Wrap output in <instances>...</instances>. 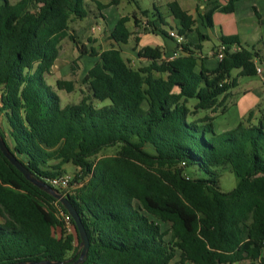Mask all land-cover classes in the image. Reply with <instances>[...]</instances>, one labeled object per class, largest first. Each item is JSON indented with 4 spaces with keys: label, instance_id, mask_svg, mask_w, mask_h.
<instances>
[{
    "label": "trees",
    "instance_id": "trees-1",
    "mask_svg": "<svg viewBox=\"0 0 264 264\" xmlns=\"http://www.w3.org/2000/svg\"><path fill=\"white\" fill-rule=\"evenodd\" d=\"M235 1L206 0L203 9L197 2L201 24L211 27L213 12H230ZM116 2L95 5L101 10ZM167 5L183 38L177 54L165 57L146 45L137 51L145 62L132 66L120 44L131 35V18L140 25L135 13L118 18L108 34L111 44L99 51L70 32L90 13L85 0H0V135L47 184L64 173V164L78 168L71 183L82 184L72 193L53 187L70 200L89 239L78 264H170L176 255L178 264H264V127L260 120L250 124L249 113L217 132L214 115L206 113L224 110V95L237 85L233 69L256 73L258 52L237 35H223L222 59L204 67L201 46L187 39L197 32L196 18L177 0ZM155 21L165 23L158 11L147 18L151 31ZM64 38L79 56L97 61L81 78L80 99L62 104L56 89L72 91L73 80L58 78L54 87L47 76ZM109 147H116L114 154L98 156ZM192 166L193 174L200 169L207 176L191 175L186 168ZM223 168L236 177L227 191L219 186ZM61 212V203L0 151V264L75 261L79 235L73 219L72 232L65 230Z\"/></svg>",
    "mask_w": 264,
    "mask_h": 264
},
{
    "label": "crops",
    "instance_id": "crops-1",
    "mask_svg": "<svg viewBox=\"0 0 264 264\" xmlns=\"http://www.w3.org/2000/svg\"><path fill=\"white\" fill-rule=\"evenodd\" d=\"M109 1L110 0L99 2L107 3ZM218 1L220 2V4H225L227 2V0ZM179 4L182 7L180 1ZM203 7V5H199L200 9H203ZM102 11L103 10L96 9L95 13H89L87 16L88 24L85 26H82L83 21H85V19L76 20L72 23L73 27L70 28V32L73 35L75 33L78 36L77 40H79L80 43H82L86 49H89L90 47L98 49L97 46H99L101 44L100 41H102V38L99 34V27L90 25L92 22L100 20L99 24L102 29L106 30L107 36L110 30L112 29V27L110 28L109 25H107L106 16L103 15ZM188 12L192 14V12H190L189 10ZM252 17H256L258 20L256 21L255 19V21H252ZM131 21L134 22L133 18H131V20L126 23L127 28L131 31V35L128 39V42L120 44L122 55L124 53L127 54V57L123 55L124 58L128 59L129 57H132L131 62L133 63L135 61L140 63L145 62L143 58L137 56V51L141 47L146 45L157 46L163 51L165 57L171 56V54L176 49L175 40L173 38H170L168 35L158 31V28L163 29V27L159 26V21H155L156 29L154 31H151L149 28L143 29V25L141 28H137L134 26V24L132 25L130 23ZM196 27L197 32H200L202 35L207 36L206 39H208L209 36L207 28L211 29L213 31V35L217 39V42L210 47L207 53H202L201 50L197 52V55L200 56L202 59V65L206 68L211 69L215 67L217 59L215 57L214 49L217 47V45L220 44L219 37L223 35H237L239 37L240 43L243 46H246L247 48H253L258 52V56L255 59L256 63L259 64L262 68V74L260 75L255 73L253 74V77L255 79V82H257L259 85V91L263 89V94H260L258 97H255L253 103L248 105V102L246 100L243 101L239 97L241 93H245L250 90L248 84L250 80H245L243 83L237 81V85L229 89L224 95V103L226 104L224 110L219 112L218 109L216 113H212V115H214L212 122L214 125V129L217 132L231 129L236 126L239 122L245 121L249 113V123L256 124L255 118L257 117V114H259L262 118L264 117V99H260L262 98V95L264 97V86L262 82L264 78V0H236L234 2V8L230 12L215 10L212 14L211 27L203 26L197 14ZM166 32L168 33L169 31ZM197 32L196 30L190 32L188 34L187 39H189L193 44L198 43L202 48V43L201 40H199ZM104 48L105 47H102L98 50L100 51ZM69 56L71 57V59H76V62L78 60L86 61V64L88 65L84 69L85 72L94 64L95 61H97V56H90L87 53L79 56V51L77 47L74 44L73 46H71L70 44H67V42L65 44L64 38L63 41H61L60 43L59 54L51 68V73L54 71V69L57 68H68ZM236 70L237 73H239V69ZM244 76L252 78L250 77L251 75ZM237 94H239V97L236 101L235 96ZM221 97L222 96H220V98ZM243 103L246 105L247 110L241 108V105H243ZM235 105H240V107L236 108ZM261 124L264 127V122L261 121ZM66 165L67 164H64V166ZM1 221L2 219L0 218V222ZM232 264H248V260L243 259Z\"/></svg>",
    "mask_w": 264,
    "mask_h": 264
},
{
    "label": "rangeland",
    "instance_id": "rangeland-1",
    "mask_svg": "<svg viewBox=\"0 0 264 264\" xmlns=\"http://www.w3.org/2000/svg\"><path fill=\"white\" fill-rule=\"evenodd\" d=\"M11 2H15L17 0H10ZM97 1H105V0H97ZM178 2L180 1L182 8L186 9L187 11L189 10L190 12H192V15L197 18V14H198V10L199 8L195 6V4H197V2H200V5L205 4L206 0H177ZM137 3L134 2H128L127 0H117V2L115 4H111L108 5L105 8H102L101 10L103 15L106 16V21H107V25H109V27H113L115 25V23L118 20V17L123 16V15H127L130 16L132 13H135V15L139 18V20L141 21L139 27L141 28L142 25L143 27L146 26L147 28H150L149 26H147V18L151 19L152 17L154 18V15L157 13V11L161 14V16L163 17L164 20V24L158 22L160 27H163V29L165 31H169V29L171 28V30L175 29V25L177 24V22L174 20V18L171 16L167 2L168 0H136ZM86 6L89 9L90 14H93L96 12V5H95V0H86ZM147 9L148 10V14L147 16L143 15L141 13V10ZM85 21H83V25L85 26L88 24V19L87 17L84 18ZM252 21H256L258 20L256 17H252L251 18ZM100 20H96L94 22H92L90 25H94V26H98L99 28V34L102 38L101 44L98 47L102 48V47H108L111 44V41L108 39L106 30L102 29L100 24H99ZM145 21V22H144ZM133 25V22H130ZM130 26V24H129ZM158 26V27H159ZM73 27V24L70 25V28ZM90 27V26H89ZM136 27V26H135ZM138 28V27H137ZM209 36L208 39L206 40H201L202 43V48L201 51L202 53H207L210 49V47L215 44L217 42L216 37L213 35V31L209 28H207ZM106 33V34H105ZM74 36L77 38L78 36L74 33ZM96 38V37H95ZM63 41V40H62ZM70 44L71 46H73V42H71L68 38H65V44ZM96 49V50H98ZM125 57H127V54L124 53L123 54ZM131 58L129 57L128 60L130 62V64L132 66L138 65L140 62L135 61L134 63L131 62ZM88 64H86V61H80L78 60L76 62V59H71V57L69 56V61H68V68H57L54 69V71L52 73H50L47 76V82L49 84H51L52 86L55 87V80L58 78H62V79H71L74 82V89L70 92H67L65 90H60V89H56L57 93L59 94L60 98H61V103L65 104V103H72V102H77L80 97L82 96V92L81 89H85V85H83L81 83V78L83 76V74L85 73L84 69L86 68ZM231 75L233 77L236 78V80L241 83H243L245 80H250L249 81V87L250 90H248V92L245 93H239L235 96V100L237 101L238 97L241 98L243 101L246 100L248 102V105L253 103L254 98L258 97L260 94H263V89L261 91H259V85L257 82H255V79L253 77V75H251L250 77L252 78H248L247 76L244 75H240L237 73L236 69H233L231 71ZM235 87V86H234ZM233 88V87H232ZM238 89V88H236ZM235 89V90H236ZM261 100L264 99L263 95L262 98H260ZM235 101V102H236ZM193 103V102H190ZM235 107H240V105H235ZM241 108L246 109V105L243 103V105H241ZM206 113L212 115V111L208 110L206 111ZM256 123L260 120L262 122H264V117L262 118L259 114H257V117L255 118ZM116 151V147H109L105 150H103L102 152H100L98 154V156H105V155H112L114 154ZM66 166H62L63 168V172L64 173H68L71 175H74V173L78 170L77 167H75L73 164L71 163H66ZM194 166L192 167H188L186 168V171L189 172L191 175L193 176H199V177H205L207 176V174L203 171L198 169L195 174H193L194 172ZM236 183V177L235 175L228 170L227 168H223L222 169V173L219 177V186L222 190H230L231 188L234 187ZM77 187L74 185H71L69 188L63 189L64 192L67 193H72ZM161 228L162 230H166L168 227L166 224L161 222ZM56 234L59 233V230L56 229ZM165 238H168V234L165 235ZM262 255L264 256V249L262 251ZM178 256L176 255V257H174L171 261L170 264H178Z\"/></svg>",
    "mask_w": 264,
    "mask_h": 264
},
{
    "label": "water",
    "instance_id": "water-1",
    "mask_svg": "<svg viewBox=\"0 0 264 264\" xmlns=\"http://www.w3.org/2000/svg\"><path fill=\"white\" fill-rule=\"evenodd\" d=\"M0 151L2 154L7 158V160L16 167L18 171H20L23 176L35 184L36 186L44 189L45 191L52 194L65 208L66 212L71 216L74 221L75 227L77 229L80 241V253L78 258L73 261L71 264H78L86 258L87 249L89 246V239L85 228L80 220V216L76 209L72 206L70 200L62 194L61 192L54 189L49 184L45 183L44 181L35 178L32 173L26 168V166L14 155L13 152L6 146L4 139L0 135ZM68 260H41V261H21V262H11L8 264H67Z\"/></svg>",
    "mask_w": 264,
    "mask_h": 264
},
{
    "label": "built area",
    "instance_id": "built-area-1",
    "mask_svg": "<svg viewBox=\"0 0 264 264\" xmlns=\"http://www.w3.org/2000/svg\"><path fill=\"white\" fill-rule=\"evenodd\" d=\"M168 34L171 37L175 38L176 45L179 44L182 41V39H183L182 36L178 35L173 30H169ZM232 47L234 49L235 48H238V46L235 45V44ZM225 48H226V46L224 44H221L220 43L214 49V51H215V57H216L217 60H221L222 59ZM176 54H177L176 52H173L170 57L175 56ZM254 62H255V70H256V73L261 75L262 74V68H261V66L256 63V59H254ZM262 82H263V86H264V78H263ZM72 178H73V176L71 174L62 173V174H59L57 176H54V177L50 178L49 184L52 187H57V188H62V189L69 188L71 185L79 186V185L82 184V181H78V182L71 183ZM60 215H61V219L63 221V225H64L65 230L67 232H71L73 230V225H72V222H71V219H72L71 216L67 212H61Z\"/></svg>",
    "mask_w": 264,
    "mask_h": 264
}]
</instances>
